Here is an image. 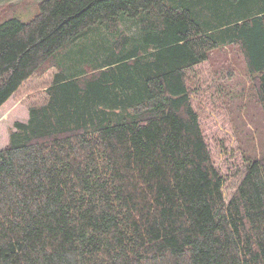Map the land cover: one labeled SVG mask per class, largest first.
Returning <instances> with one entry per match:
<instances>
[{
    "label": "trees",
    "instance_id": "obj_1",
    "mask_svg": "<svg viewBox=\"0 0 264 264\" xmlns=\"http://www.w3.org/2000/svg\"><path fill=\"white\" fill-rule=\"evenodd\" d=\"M263 3L41 0L0 21V108L41 89L0 150V264H264V156L227 202L187 83L238 44L264 111Z\"/></svg>",
    "mask_w": 264,
    "mask_h": 264
},
{
    "label": "rangeland",
    "instance_id": "obj_2",
    "mask_svg": "<svg viewBox=\"0 0 264 264\" xmlns=\"http://www.w3.org/2000/svg\"><path fill=\"white\" fill-rule=\"evenodd\" d=\"M36 1L28 0L20 6L0 0V21L17 10L22 11L18 16L23 21L31 20L39 12ZM124 17L126 15H119L121 20ZM136 22L131 20L134 25ZM101 28L106 27L100 25L91 31ZM240 50L238 44L222 46L214 50L208 60L187 71L192 103L199 114L213 164L224 178L227 202L236 192L248 161L264 156V111ZM40 90L18 92L1 106L0 150L9 143L15 123L28 121V105L38 100Z\"/></svg>",
    "mask_w": 264,
    "mask_h": 264
},
{
    "label": "crops",
    "instance_id": "obj_3",
    "mask_svg": "<svg viewBox=\"0 0 264 264\" xmlns=\"http://www.w3.org/2000/svg\"><path fill=\"white\" fill-rule=\"evenodd\" d=\"M10 1V3H17V4H20V6L21 5H23V4H25L26 2H28V0H9ZM41 0H37L36 2L37 3H39ZM20 13H22V11H20V10H17L16 12H14V14H12L11 16H13V15H17L18 16V14H20ZM11 16H9V17H11ZM9 17H7V18H9ZM6 19V18H5Z\"/></svg>",
    "mask_w": 264,
    "mask_h": 264
}]
</instances>
